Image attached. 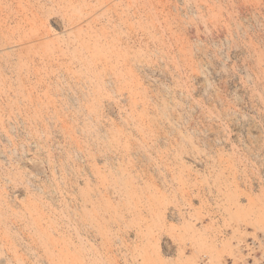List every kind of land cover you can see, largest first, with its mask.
Returning <instances> with one entry per match:
<instances>
[{
    "label": "rangeland",
    "instance_id": "374dc122",
    "mask_svg": "<svg viewBox=\"0 0 264 264\" xmlns=\"http://www.w3.org/2000/svg\"><path fill=\"white\" fill-rule=\"evenodd\" d=\"M0 264H264V0H0Z\"/></svg>",
    "mask_w": 264,
    "mask_h": 264
},
{
    "label": "bare ground",
    "instance_id": "6f19581e",
    "mask_svg": "<svg viewBox=\"0 0 264 264\" xmlns=\"http://www.w3.org/2000/svg\"><path fill=\"white\" fill-rule=\"evenodd\" d=\"M32 166H33L34 169L37 170V171H40V169H41V164H40L39 161H33V162H32Z\"/></svg>",
    "mask_w": 264,
    "mask_h": 264
}]
</instances>
